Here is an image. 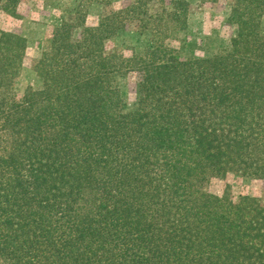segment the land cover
I'll return each mask as SVG.
<instances>
[{"label":"trees","instance_id":"obj_1","mask_svg":"<svg viewBox=\"0 0 264 264\" xmlns=\"http://www.w3.org/2000/svg\"><path fill=\"white\" fill-rule=\"evenodd\" d=\"M189 8L132 0L94 26L76 11L20 98L26 41L0 30V264H264L259 200L208 186L264 179V0H231L236 32L203 58ZM127 22L147 43L107 53ZM133 74L129 110L117 79Z\"/></svg>","mask_w":264,"mask_h":264},{"label":"rangeland","instance_id":"obj_2","mask_svg":"<svg viewBox=\"0 0 264 264\" xmlns=\"http://www.w3.org/2000/svg\"><path fill=\"white\" fill-rule=\"evenodd\" d=\"M169 0H166L168 2ZM189 5L188 39L196 42V57L211 55L222 44L233 38L236 27L228 22L231 0H186ZM108 5L97 0H20L15 18L5 16L0 11V30L13 32L26 41L24 62L19 78L14 82L17 98L26 87L39 88V81L32 70L35 60L48 51L52 33L68 17L81 11L88 26L96 25L99 20L111 12H117L132 3V0H110ZM160 11L156 3L150 4V13ZM264 33V18L262 23ZM79 32L74 33L78 38ZM147 38L137 34L136 23L127 22L126 28L118 37L105 43L106 52L145 45ZM169 47L173 45L167 41ZM138 75L118 78L117 85L127 102L129 110H134L136 101V82ZM209 191L217 196L227 194L232 200L240 196H249L259 200L264 207V179L254 180L245 177L241 171L228 173L223 178H214L209 182Z\"/></svg>","mask_w":264,"mask_h":264}]
</instances>
